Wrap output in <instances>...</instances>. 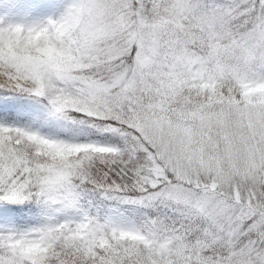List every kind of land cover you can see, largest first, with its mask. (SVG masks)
Returning <instances> with one entry per match:
<instances>
[{
    "label": "snow or ice",
    "instance_id": "1",
    "mask_svg": "<svg viewBox=\"0 0 264 264\" xmlns=\"http://www.w3.org/2000/svg\"><path fill=\"white\" fill-rule=\"evenodd\" d=\"M0 97V264H264V0L0 20Z\"/></svg>",
    "mask_w": 264,
    "mask_h": 264
},
{
    "label": "rangeland",
    "instance_id": "2",
    "mask_svg": "<svg viewBox=\"0 0 264 264\" xmlns=\"http://www.w3.org/2000/svg\"><path fill=\"white\" fill-rule=\"evenodd\" d=\"M71 0H0V20L3 25H31L57 18L70 4ZM3 97H0V99ZM11 100V97H4ZM8 98V99H7ZM38 110L26 100L13 102L12 106H3L0 112L11 113L20 123H30L25 113Z\"/></svg>",
    "mask_w": 264,
    "mask_h": 264
},
{
    "label": "trees",
    "instance_id": "3",
    "mask_svg": "<svg viewBox=\"0 0 264 264\" xmlns=\"http://www.w3.org/2000/svg\"><path fill=\"white\" fill-rule=\"evenodd\" d=\"M4 99H6V98H1L0 100H4ZM8 99V98H7ZM4 107L5 106H7V104H4L3 105ZM25 118H26V120L28 121V122H32V121H34L37 117H40L41 116V114H40V112L38 111V110H34V111H29V112H26L25 113ZM46 131H54V129H45Z\"/></svg>",
    "mask_w": 264,
    "mask_h": 264
}]
</instances>
